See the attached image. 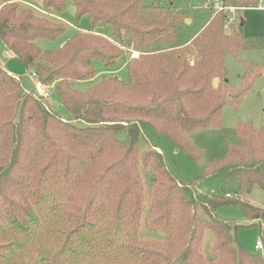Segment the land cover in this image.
<instances>
[{
	"label": "trees",
	"instance_id": "trees-1",
	"mask_svg": "<svg viewBox=\"0 0 264 264\" xmlns=\"http://www.w3.org/2000/svg\"><path fill=\"white\" fill-rule=\"evenodd\" d=\"M68 1L77 21L88 17V29L57 50L40 48L38 38L55 39L65 27L32 7L59 16ZM211 1L226 10H212L199 34L176 45L183 16L155 0H0V39L11 57L70 114L59 115L0 62V264H264V209L243 200L254 187L264 190V126L233 128L236 141L201 175L222 177L215 193L172 172L161 149L139 144L146 124L197 160L191 133L219 128L224 104H236L258 75L253 65L239 88L227 86L223 54L236 55L245 40L241 22L227 33L224 24L228 9L264 0ZM98 24L111 26V36ZM126 53L127 81L102 75L74 88L95 78V60L115 69ZM224 205H237L244 224L220 216ZM249 225L261 252L238 241ZM141 227L164 237L142 240Z\"/></svg>",
	"mask_w": 264,
	"mask_h": 264
},
{
	"label": "rangeland",
	"instance_id": "rangeland-1",
	"mask_svg": "<svg viewBox=\"0 0 264 264\" xmlns=\"http://www.w3.org/2000/svg\"><path fill=\"white\" fill-rule=\"evenodd\" d=\"M156 4L163 6L171 5L172 10L182 14L183 20L178 27L176 45H182L193 39L206 26L212 17L211 0H155ZM145 4L153 3V0H144ZM214 5V3H213ZM33 11L39 15L51 20L62 22L65 30L55 39L38 38L35 42L47 50L59 49L66 40L81 30H87L89 26L88 17L82 16L79 21L76 20L74 5L72 2L66 3V8L59 16L50 14L38 5L32 7ZM235 19L234 22L243 21L241 26L244 36V47L236 55L229 52L223 54L224 80L230 89H237L242 84V77L248 70L254 72L253 65L258 66L259 72L251 83V87L236 101V104L225 103L222 108V120L219 128H209L197 130L191 133L190 138L194 146L200 151V157L195 160L187 152L177 147L169 138L159 137L153 129L144 124L143 136L140 137V148H145L148 144L162 150L169 169L174 173H180L187 178H197L198 188L210 193L218 192L221 188V176L201 177L207 164L212 158L217 157L223 147L228 142H235L236 136L233 128L239 122H249L255 128L264 126V3L258 7H249L234 9L231 13ZM187 19V21H186ZM96 31L111 36L112 28L109 25L98 24ZM227 33L229 28H224ZM133 53H131L132 55ZM126 54H122L117 59L115 69L105 68L99 60L94 61L96 76L90 81H81L74 83V88L80 91L86 90L95 84L100 76H116L118 79L127 81L128 74L125 67ZM0 62L5 65L6 69L17 76H20L24 84L34 89V74L26 72L24 67L14 58L0 39ZM219 83L218 79L214 80V86ZM50 107L62 117H70L69 112L64 107L60 97L50 89L47 98ZM141 177L146 188H149V176L147 172L141 169ZM243 200L254 206L264 209V190L254 187L248 194L244 195ZM218 214L224 218L232 219L240 224L242 220V211L237 205H224L218 208ZM239 243L249 252H261L254 249L255 242L259 239V232L255 226H241L237 232ZM164 237L160 232H148L144 227L140 228V239L142 240H161ZM211 237V234H210ZM204 252L207 251L209 240L205 238Z\"/></svg>",
	"mask_w": 264,
	"mask_h": 264
},
{
	"label": "built area",
	"instance_id": "built-area-1",
	"mask_svg": "<svg viewBox=\"0 0 264 264\" xmlns=\"http://www.w3.org/2000/svg\"><path fill=\"white\" fill-rule=\"evenodd\" d=\"M213 8H215L216 11H224L226 10L225 7H223L219 2H214ZM234 8H230L228 9L230 15L227 18L225 24H224V28H229L230 24L232 22H234L235 17L231 14L233 13ZM263 28H264V24H263ZM263 35H264V31H263ZM34 89L35 91L41 95L42 97H44L45 99H47L49 97L50 94V88L44 84H42L41 82L34 80ZM254 248L256 250H263V244L261 243V241H256Z\"/></svg>",
	"mask_w": 264,
	"mask_h": 264
},
{
	"label": "crops",
	"instance_id": "crops-1",
	"mask_svg": "<svg viewBox=\"0 0 264 264\" xmlns=\"http://www.w3.org/2000/svg\"><path fill=\"white\" fill-rule=\"evenodd\" d=\"M81 31H83V30H81ZM99 32V31H98ZM100 33H102V32H100ZM103 35H105L104 33H102ZM106 36V35H105ZM132 56H137V53L136 52H133V54H132Z\"/></svg>",
	"mask_w": 264,
	"mask_h": 264
},
{
	"label": "water",
	"instance_id": "water-1",
	"mask_svg": "<svg viewBox=\"0 0 264 264\" xmlns=\"http://www.w3.org/2000/svg\"><path fill=\"white\" fill-rule=\"evenodd\" d=\"M186 21H187V19H186ZM240 25H241V26L243 25V22H242V21H241ZM225 81H226V80H225Z\"/></svg>",
	"mask_w": 264,
	"mask_h": 264
}]
</instances>
